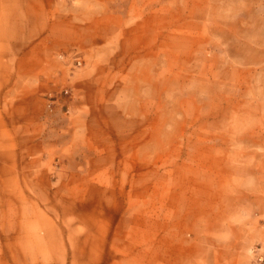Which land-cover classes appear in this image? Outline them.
Returning <instances> with one entry per match:
<instances>
[{"label": "rangeland", "instance_id": "obj_1", "mask_svg": "<svg viewBox=\"0 0 264 264\" xmlns=\"http://www.w3.org/2000/svg\"><path fill=\"white\" fill-rule=\"evenodd\" d=\"M104 2L103 45L26 90L23 135L0 140L24 184L1 172L0 264L193 241L247 243L256 264L264 0Z\"/></svg>", "mask_w": 264, "mask_h": 264}, {"label": "crops", "instance_id": "obj_2", "mask_svg": "<svg viewBox=\"0 0 264 264\" xmlns=\"http://www.w3.org/2000/svg\"><path fill=\"white\" fill-rule=\"evenodd\" d=\"M84 1L79 7L73 0H0V140L23 135L29 112L25 91L50 87L56 75L63 74L64 63L93 44L103 45L102 27L111 19L119 20V6L104 0ZM14 151L0 152V177L1 172H9L14 184L23 186L19 154ZM247 248V243L217 246L200 241L180 242L175 250L160 253L150 245L100 248L88 249L77 259L67 252L51 257L48 264H254Z\"/></svg>", "mask_w": 264, "mask_h": 264}, {"label": "built area", "instance_id": "obj_3", "mask_svg": "<svg viewBox=\"0 0 264 264\" xmlns=\"http://www.w3.org/2000/svg\"><path fill=\"white\" fill-rule=\"evenodd\" d=\"M256 264H264V249L257 248L253 251Z\"/></svg>", "mask_w": 264, "mask_h": 264}]
</instances>
